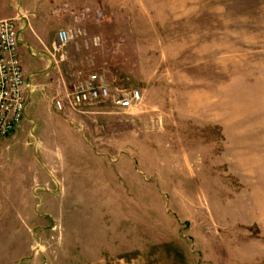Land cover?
<instances>
[{
  "label": "rangeland",
  "instance_id": "rangeland-1",
  "mask_svg": "<svg viewBox=\"0 0 264 264\" xmlns=\"http://www.w3.org/2000/svg\"><path fill=\"white\" fill-rule=\"evenodd\" d=\"M26 7L65 106L27 110L24 73L0 140V264H264V0ZM61 28L78 36L54 53ZM92 74L141 102L74 107Z\"/></svg>",
  "mask_w": 264,
  "mask_h": 264
},
{
  "label": "built area",
  "instance_id": "built-area-1",
  "mask_svg": "<svg viewBox=\"0 0 264 264\" xmlns=\"http://www.w3.org/2000/svg\"><path fill=\"white\" fill-rule=\"evenodd\" d=\"M19 19L16 16L0 20V140L15 130L26 110L24 69L19 52ZM77 36L78 31L72 28L59 29L53 42L54 53L63 52ZM68 97L74 107L111 98L113 105L119 110L129 109L142 99L140 91L136 89L128 94L113 96L97 74L75 83ZM54 104L58 111L63 112V99L56 100Z\"/></svg>",
  "mask_w": 264,
  "mask_h": 264
},
{
  "label": "crops",
  "instance_id": "crops-1",
  "mask_svg": "<svg viewBox=\"0 0 264 264\" xmlns=\"http://www.w3.org/2000/svg\"><path fill=\"white\" fill-rule=\"evenodd\" d=\"M31 1L0 0V20L16 16L20 17L18 21L19 52L28 81L30 83L33 82V84L35 83V90L33 93H29L27 97V110L58 113L55 109V104L53 105V98L47 94L43 83L44 77L54 75V69H56L54 66L55 62L49 56L47 48L39 47L41 42L32 33L33 25L29 15H27L28 9L26 7Z\"/></svg>",
  "mask_w": 264,
  "mask_h": 264
}]
</instances>
